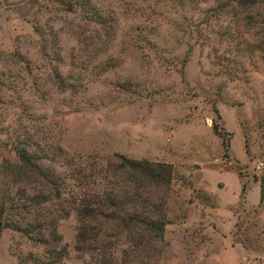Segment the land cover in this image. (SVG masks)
Segmentation results:
<instances>
[{"label":"rangeland","instance_id":"374dc122","mask_svg":"<svg viewBox=\"0 0 264 264\" xmlns=\"http://www.w3.org/2000/svg\"><path fill=\"white\" fill-rule=\"evenodd\" d=\"M54 1L0 0V164L27 148L69 185L117 156L170 164L155 264H264V0ZM76 228L64 264H95ZM41 252L0 237V264Z\"/></svg>","mask_w":264,"mask_h":264},{"label":"trees","instance_id":"16d2710c","mask_svg":"<svg viewBox=\"0 0 264 264\" xmlns=\"http://www.w3.org/2000/svg\"><path fill=\"white\" fill-rule=\"evenodd\" d=\"M238 2L246 7L254 3ZM217 127L213 132L226 153L227 134ZM15 154L17 161L0 164V188L7 182L5 191L0 190V237L11 230L41 248L35 264H64L67 247L58 228L60 221L74 214L75 250L93 256L95 264L156 263L169 222L166 201H158L152 190L167 192L171 188L175 178L172 165L117 156L113 169L86 174V168L84 180L88 182L71 180L69 185L45 169L27 148L17 147ZM245 193L242 185L241 199Z\"/></svg>","mask_w":264,"mask_h":264}]
</instances>
